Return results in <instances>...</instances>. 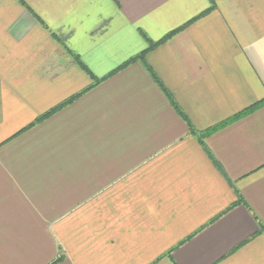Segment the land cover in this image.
I'll return each instance as SVG.
<instances>
[{
	"label": "crops",
	"instance_id": "obj_1",
	"mask_svg": "<svg viewBox=\"0 0 264 264\" xmlns=\"http://www.w3.org/2000/svg\"><path fill=\"white\" fill-rule=\"evenodd\" d=\"M263 101L264 0H0V264H264Z\"/></svg>",
	"mask_w": 264,
	"mask_h": 264
},
{
	"label": "trees",
	"instance_id": "obj_2",
	"mask_svg": "<svg viewBox=\"0 0 264 264\" xmlns=\"http://www.w3.org/2000/svg\"><path fill=\"white\" fill-rule=\"evenodd\" d=\"M178 31H179V30L174 31V32L168 34V35L165 36L161 41H158V42H155V43L148 42V48H147L142 54L138 55L137 57H134V58L130 59L129 61H127L126 63H124L122 66H120L115 72H117V71H119V70H122V69L126 68L127 66H129L130 64H132V63H134V62H136V61H138V60L144 62V58H145V55L147 54V52H149L150 50L154 49L155 47L159 46L160 44H162L163 42H165L166 40H168L169 38H171L172 36H174ZM68 53L70 54V56H72V57L74 58L75 63H76L78 66H80L82 69H84L83 66H82V64L79 62L78 58H77L74 54H72L71 52L68 51ZM146 69L151 73V75H152V77H153L155 83L160 87V89L162 90V92L164 93V95L168 98L170 104H171V105H172V106L178 111V113L182 116V113L178 110V108H177V106L175 105L173 99H172L171 96L167 93V91L163 88V86L160 84V82H159L158 79L155 77V75H154L153 72L150 70V68H149V67H146ZM101 81H102V80H101ZM101 81H100V80H96L95 83H94V85L98 84V83L101 82ZM68 102H69V101H68ZM68 102L63 103L62 105H60V106L54 108L53 110L49 111L47 114H45V115H43L42 117H40V118L38 119V122H40V121H42L43 119L49 117L50 115H52L53 113H55L56 111H58L59 109H61V108H62L65 104H67ZM263 102H264V101H263ZM244 114H245V113H242V114H240V115H237V116L233 117L231 120H232V121H233V120H236V119L240 118L241 116H243ZM225 124H226V123H225ZM225 124H221V125H219V126H217V127H214V128H212L211 130H209L208 132L200 134V136H201L202 138H205L209 133L218 130L220 127L224 126ZM193 134L196 135V133H193Z\"/></svg>",
	"mask_w": 264,
	"mask_h": 264
}]
</instances>
